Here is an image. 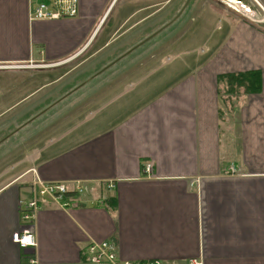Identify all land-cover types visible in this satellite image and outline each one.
<instances>
[{"label":"crops","instance_id":"0c3cea01","mask_svg":"<svg viewBox=\"0 0 264 264\" xmlns=\"http://www.w3.org/2000/svg\"><path fill=\"white\" fill-rule=\"evenodd\" d=\"M185 2L78 0L73 18L30 21L28 0H0V67L11 68L0 76L88 53L82 66L51 83L32 75L41 77L40 88L22 89L21 97L16 89L14 100L0 103V119L157 30L167 31L161 48L204 32V50L185 75H165L160 87L155 75L137 98L82 126L52 120L26 168L0 170V264H90L82 252L91 242H109L123 261L264 264V15L250 24L214 0H190L173 21ZM250 72L259 73L260 91L228 94V77ZM14 123L0 121V141L22 128ZM35 180L78 184L82 193L70 192L66 209L43 199L36 247L20 249L10 238L22 230L19 201Z\"/></svg>","mask_w":264,"mask_h":264},{"label":"rangeland","instance_id":"374dc122","mask_svg":"<svg viewBox=\"0 0 264 264\" xmlns=\"http://www.w3.org/2000/svg\"><path fill=\"white\" fill-rule=\"evenodd\" d=\"M259 15L263 16V13L259 12ZM175 24L172 28L175 27ZM166 32H160L157 36L127 55L121 56L119 54L120 57L117 54L120 57L118 60L116 59L117 55H109L104 63L93 65L92 70L80 75L74 73L58 87H46V89L40 91V94H36L28 102L18 106L11 114L7 113L3 116L0 121L3 120L4 122L9 116L11 123H14L18 116L14 127L19 125L22 128L12 138L0 144V170H7L18 163L21 167L26 168L28 166L27 162H29L33 153L38 150L39 146L45 144L46 131L48 127H51L49 123H53L51 122L52 120L62 121L64 127L65 125H68L69 128L82 126L85 123L105 117L107 113L113 111L116 107L124 106L131 99L137 98L140 89L147 83L153 82L155 77H157L155 75H158V87L163 82L160 78L165 75H185L188 67H190L187 65L190 60L194 56L197 57L201 50H204V32H196L194 35L190 34L187 40H184L176 47L161 48L160 46L164 44L162 39ZM157 45L158 49H156ZM87 59L88 53L59 66L40 65V67L37 65L34 67L39 68L25 70L26 72L24 73L18 72L14 77H10V75L0 76V92L1 95L3 94L0 96V103H10L14 100L16 98V93H14L16 89H20L18 91L20 94H17L18 97H21L22 89L27 88L29 92H32L40 88L42 80L38 79L41 77H33L32 75H41V79L45 81L49 80L47 79L48 75L51 83L54 78L78 69ZM5 69L11 68L0 67V73L7 71ZM17 75L24 76L18 78ZM106 75H117L116 77L131 75V77L119 81L115 79V76L112 80H102V77ZM20 80L24 81L25 84L20 86L18 84ZM106 83H109L108 86L110 85L109 91L100 93ZM112 84L115 86L111 87ZM11 87H14L13 96L10 95ZM50 92L53 93L52 98L44 103L41 97ZM25 112H28L27 115L21 116ZM29 113L33 114L32 117H30ZM53 113L56 114L52 116ZM47 125L48 127L44 128ZM29 135H31L30 139ZM58 135L59 133L53 136Z\"/></svg>","mask_w":264,"mask_h":264},{"label":"built area","instance_id":"2783aa9c","mask_svg":"<svg viewBox=\"0 0 264 264\" xmlns=\"http://www.w3.org/2000/svg\"><path fill=\"white\" fill-rule=\"evenodd\" d=\"M226 9L239 15L250 24H256L262 19L259 12L264 15V9L257 0H214ZM28 19L30 21H48L58 19L73 18L78 14V0H28ZM151 165L144 167L146 175L150 173ZM74 192L77 195L82 193V189L75 184L72 189H68L62 183H44L38 180L32 182L29 188V197L19 201V215L22 230L11 235V242L20 249L36 247V238L33 233L35 216L40 209L43 199H49L59 208L66 209L70 206L68 194ZM83 255L90 264H178L159 260L148 261H123L120 260L115 248L109 242L89 243ZM186 264H201L198 260H189Z\"/></svg>","mask_w":264,"mask_h":264},{"label":"trees","instance_id":"16d2710c","mask_svg":"<svg viewBox=\"0 0 264 264\" xmlns=\"http://www.w3.org/2000/svg\"><path fill=\"white\" fill-rule=\"evenodd\" d=\"M228 94H236L239 92V88L244 93H257L260 91V76L258 72H250L245 74H239L238 76H229L227 79Z\"/></svg>","mask_w":264,"mask_h":264},{"label":"water","instance_id":"95a60500","mask_svg":"<svg viewBox=\"0 0 264 264\" xmlns=\"http://www.w3.org/2000/svg\"><path fill=\"white\" fill-rule=\"evenodd\" d=\"M189 1H190V0H186V2L184 3L183 7H182L181 10L179 11V13L174 17L173 21H175L176 19H178V18L181 16L183 10H184V9L186 8V6L188 5ZM167 26H168V25L164 26L163 28H165V27H167ZM163 28H162V29H163ZM160 30H161V29H160ZM159 32H161V31H156L155 33H153L152 35H150L149 37H147V38L144 39L143 41L139 42V44L135 45L133 48H131L130 50H128V51L125 53V55L131 53V52L134 51L137 47L143 45L144 43H146L147 41H149L150 39H152L153 37H155ZM35 118H36V116H35ZM9 137H10V135H8L7 137L3 138V139L0 141V143L4 142V141H5L6 139H8Z\"/></svg>","mask_w":264,"mask_h":264},{"label":"flooded vegetation","instance_id":"af4514ba","mask_svg":"<svg viewBox=\"0 0 264 264\" xmlns=\"http://www.w3.org/2000/svg\"><path fill=\"white\" fill-rule=\"evenodd\" d=\"M157 31H158V30H157ZM157 35H158V34H157ZM157 35H156V36H157ZM145 39H146V38H145ZM140 42H141V41H140ZM134 46H135V45H133L131 48H133ZM131 48H129V50H130ZM125 53H126V52H124V53H122V54H120V55L123 56ZM120 55H119V56H120ZM119 56L116 58L117 60H118V58L121 57V56H120V57H119ZM97 73H98V72H97ZM97 73H96V74H97ZM98 74H101V73L99 72ZM76 75H80V73L78 74V72H77Z\"/></svg>","mask_w":264,"mask_h":264},{"label":"bare ground","instance_id":"6f19581e","mask_svg":"<svg viewBox=\"0 0 264 264\" xmlns=\"http://www.w3.org/2000/svg\"><path fill=\"white\" fill-rule=\"evenodd\" d=\"M160 261V260H159ZM135 262V261H134Z\"/></svg>","mask_w":264,"mask_h":264}]
</instances>
